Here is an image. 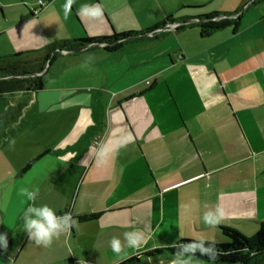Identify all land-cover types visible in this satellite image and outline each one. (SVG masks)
<instances>
[{
	"label": "crops",
	"instance_id": "0c3cea01",
	"mask_svg": "<svg viewBox=\"0 0 264 264\" xmlns=\"http://www.w3.org/2000/svg\"><path fill=\"white\" fill-rule=\"evenodd\" d=\"M64 4L52 0L34 16L0 9V57L63 38L139 32L168 16L186 27L116 51L55 58L39 90L25 99L16 93L22 97L11 106L21 111L0 120V234L8 239L0 264H118L108 242L125 232L145 237L138 251L126 249L129 257L182 238L222 243L218 226L208 235L185 234L214 229L202 216L217 205L225 210L219 226L252 236L264 221V0H75L67 19ZM84 4L101 5L103 16L78 15ZM214 13L239 19L201 37L192 18ZM194 29L198 36L188 33ZM129 135L106 168L95 166L97 142L112 147ZM178 152L198 167L170 179L164 173ZM250 161L253 172L238 170L234 192L227 181L214 186L215 173ZM34 186L37 204L78 221L49 248L35 246L23 230L20 190ZM91 215L97 217L80 220ZM161 261L171 260L142 264Z\"/></svg>",
	"mask_w": 264,
	"mask_h": 264
},
{
	"label": "trees",
	"instance_id": "16d2710c",
	"mask_svg": "<svg viewBox=\"0 0 264 264\" xmlns=\"http://www.w3.org/2000/svg\"><path fill=\"white\" fill-rule=\"evenodd\" d=\"M52 0H47L46 6ZM44 7H38L31 11L34 16ZM237 13H234L236 15ZM219 15L214 13L210 16L192 18L198 22L201 37L223 30L225 27L234 26L239 16L231 19L232 15ZM230 18V19H229ZM185 21L172 16L165 17L154 26L139 32L115 33L105 37H83L77 39H62L48 46L23 53H16L0 57V97L14 95L16 93L29 94L42 87V75L51 62L58 57L77 55L86 51L101 48L116 51L122 46L139 41L154 40L164 36L171 30H181L186 27ZM21 111L20 105L14 109L15 114ZM13 113L0 115V120L8 121ZM97 215L80 218L81 221L95 219ZM224 242L215 243L220 253L216 261L211 264H264V221L258 223V228L252 236H246L238 230L228 226H218ZM192 239L182 238L164 248H157L141 254L131 256L122 264H142L152 260H172L175 249L173 243H187ZM194 263L210 264L207 257H197Z\"/></svg>",
	"mask_w": 264,
	"mask_h": 264
},
{
	"label": "clouds",
	"instance_id": "9594fccd",
	"mask_svg": "<svg viewBox=\"0 0 264 264\" xmlns=\"http://www.w3.org/2000/svg\"><path fill=\"white\" fill-rule=\"evenodd\" d=\"M74 3L75 0H65V4L62 6L65 19L71 14ZM77 14L86 18L98 19L103 16V7L99 4H84L80 6ZM87 63L88 61L82 67H86ZM131 141L132 137L129 135L117 140L112 147L103 141L97 142L92 150V159L95 166L99 169L106 168L118 150L126 147ZM14 145L15 139L11 138L9 140V147H14ZM20 194L25 197V202L27 203V207L23 210L21 217L23 220V230L27 234L28 240L35 246L49 248L52 246L54 240L59 239L62 234L70 233L77 226L78 221L73 218L71 213L65 212L63 215H58L47 204H37L39 196L38 186L22 188ZM193 204H198V202L193 201ZM190 207L186 206L188 210H190ZM224 218L225 210L217 205L203 213L202 221L205 226L216 228L222 223ZM144 242L145 237L141 232H125L123 233V240L113 237L109 240L108 246L117 257L118 264H122L123 261L130 258L126 249L131 248L138 251ZM7 247V233L0 234V249L6 251ZM171 247L175 249V252L173 254L174 258L169 261V264H192L197 254L201 257H207L211 264L220 255L215 242H209L203 238L190 240L187 243H173ZM160 264H164V262L161 261Z\"/></svg>",
	"mask_w": 264,
	"mask_h": 264
},
{
	"label": "rangeland",
	"instance_id": "374dc122",
	"mask_svg": "<svg viewBox=\"0 0 264 264\" xmlns=\"http://www.w3.org/2000/svg\"><path fill=\"white\" fill-rule=\"evenodd\" d=\"M59 2L62 3V0H59ZM38 7H39V4L35 0H0V9H2L3 12H5V14H8L9 11H12V12L14 11L15 12V11H18V10L21 11V13L24 14V13L27 12V10L35 11V10L38 9ZM1 22H2V20H1V14H0V23ZM188 33H191V35H192V33L193 34L196 33L197 36L199 35L198 29L191 30V32H188ZM188 33L187 34H180V35H184V36L185 35H190ZM117 34H119V33H117ZM63 39H75V38H70L69 37V38H63ZM180 56L181 55H178V57L175 58L174 60L178 61ZM14 95H16V97H14V98H12V95H3V96L0 97V115H2V114H8L9 115L10 113L14 112V108L11 106V103L20 101V97H22V95H20V94H14ZM25 96H27V94L23 95L24 99H25ZM134 101H136V102H134ZM134 101L130 102V103L137 104V103H142L143 101H147V100H146V98H143V100H134ZM209 122H213V121L211 120ZM234 122H236V121L234 120ZM126 128H127V130H129L128 124L126 125ZM129 134L131 135V132H129ZM214 154H215V152H214ZM216 154L221 155L222 151L216 152ZM177 155H178L179 160H175V159L171 160V162H170V172L169 173H166V172L164 173V174H168L169 175L168 177L170 179H174L175 177H182L184 175V173L189 170V168H192V167H196L197 168L198 167L196 164L192 165V166L190 165L191 167H189V165H188L189 161L187 162V164H185L184 162H182V158L184 156L181 155L180 152H178ZM260 159H262V158H260ZM251 165H252V162L250 161V162H248V164H245L243 166H234V167H231L230 169H226V170L224 169L223 171L215 173L210 178H211V180H213V182H215L214 186H217V184L219 182H221V181L222 182H226L227 181L228 184H229L228 187H227V191L229 193H231V192H234L236 186L239 184V180L237 179V176H238V173H239L238 170L245 171V172H248V173L251 174L253 172V167ZM161 174H163V173H161ZM204 183H206L205 180H204ZM201 185H203V183ZM182 231L180 232L181 235L183 234ZM213 231L216 233V229L215 228L214 229H207L206 231H195V232H191L188 229V231L185 234L189 235V236L191 234H193V235H200V234L208 235V234L212 233ZM155 240H157V241L161 240L160 236L157 233L155 235ZM164 243L166 244L167 241H165ZM149 246H152V245L149 244ZM83 262L84 261H79L76 264H82Z\"/></svg>",
	"mask_w": 264,
	"mask_h": 264
},
{
	"label": "built area",
	"instance_id": "2783aa9c",
	"mask_svg": "<svg viewBox=\"0 0 264 264\" xmlns=\"http://www.w3.org/2000/svg\"><path fill=\"white\" fill-rule=\"evenodd\" d=\"M38 4H39V7H46V4H47V0H43V2H41V0H37ZM82 264H91V263H88V262H83Z\"/></svg>",
	"mask_w": 264,
	"mask_h": 264
}]
</instances>
